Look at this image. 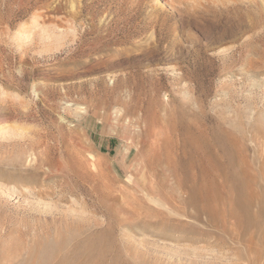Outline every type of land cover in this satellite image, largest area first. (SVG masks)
I'll return each mask as SVG.
<instances>
[{
    "label": "rangeland",
    "instance_id": "obj_1",
    "mask_svg": "<svg viewBox=\"0 0 264 264\" xmlns=\"http://www.w3.org/2000/svg\"><path fill=\"white\" fill-rule=\"evenodd\" d=\"M263 259L264 0H0V264Z\"/></svg>",
    "mask_w": 264,
    "mask_h": 264
},
{
    "label": "bare ground",
    "instance_id": "obj_2",
    "mask_svg": "<svg viewBox=\"0 0 264 264\" xmlns=\"http://www.w3.org/2000/svg\"><path fill=\"white\" fill-rule=\"evenodd\" d=\"M149 184H150V183H149ZM202 212H203V211H202ZM249 246H250V245H249ZM252 247H253V246H252ZM252 247H251V249H252ZM253 248H254V247H253ZM254 250H255V249H254ZM255 251H256V250H255ZM249 254H250V253H249ZM253 257H254V256H253ZM259 257H260V256H259ZM259 257H258V258H259ZM256 260H257V259H256ZM259 260H260V259H259ZM263 260H264V259H263Z\"/></svg>",
    "mask_w": 264,
    "mask_h": 264
}]
</instances>
